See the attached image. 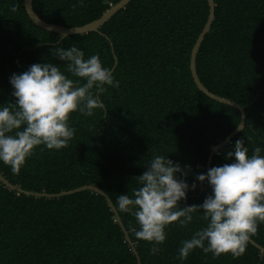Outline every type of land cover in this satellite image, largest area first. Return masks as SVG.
Returning a JSON list of instances; mask_svg holds the SVG:
<instances>
[{
  "label": "trees",
  "instance_id": "16d2710c",
  "mask_svg": "<svg viewBox=\"0 0 264 264\" xmlns=\"http://www.w3.org/2000/svg\"><path fill=\"white\" fill-rule=\"evenodd\" d=\"M120 0H32L43 21L66 28L98 19ZM24 0H0V104L15 103L9 79L37 63L51 62L54 47L76 46L99 55L114 67L119 88L107 87L100 99L107 111L91 117L76 112L75 129L66 148L41 151L27 159L18 173L0 163V174L23 191L58 194L82 186L100 189L115 207L140 264H264V255L250 243L239 258H213L194 250L181 261L178 249L205 223L200 214L186 228H166L158 254L138 240L135 218L116 206L119 195L139 187L137 177L155 155H168L183 169L186 182L197 185L181 202L200 205L211 194L196 180L206 173L210 149L239 124L240 113L200 93L190 74L191 49L208 15L205 0H132L100 29V33L61 39L43 31L27 17ZM214 21L195 60L197 77L211 93L242 106L243 130L214 154L222 166L232 144L243 139L249 154L264 148V0H213ZM59 41V43H57ZM110 43L112 44L113 54ZM75 79V78H73ZM43 147V146H41ZM264 154V153H262ZM253 242L264 248V224ZM0 264H137L104 198L82 191L60 198H35L0 184Z\"/></svg>",
  "mask_w": 264,
  "mask_h": 264
},
{
  "label": "clouds",
  "instance_id": "9594fccd",
  "mask_svg": "<svg viewBox=\"0 0 264 264\" xmlns=\"http://www.w3.org/2000/svg\"><path fill=\"white\" fill-rule=\"evenodd\" d=\"M51 54L63 62L65 70L45 62L13 74L9 83L15 103L0 104V163L13 173L19 172L37 148H66L75 133L69 123L71 114L91 117L96 111L106 112L100 96L107 87L120 86L112 69L102 65L99 55L85 59L84 52L76 46L54 47ZM262 153L264 148L257 146L249 154L244 140H236L225 155L229 163L196 175V180L206 184L211 194L200 205L184 207L181 202L197 187L186 182L190 166L182 169L168 155H155L145 165L146 171L137 177L139 187L131 196L119 195L116 206L135 218V237L150 243L152 254L162 251L160 245L166 241L167 227L175 224L186 228L193 222L194 214L199 213L205 226L182 241L177 258L183 261L196 249L213 258H239L259 225L264 224Z\"/></svg>",
  "mask_w": 264,
  "mask_h": 264
},
{
  "label": "water",
  "instance_id": "95a60500",
  "mask_svg": "<svg viewBox=\"0 0 264 264\" xmlns=\"http://www.w3.org/2000/svg\"><path fill=\"white\" fill-rule=\"evenodd\" d=\"M130 1H132V0H120L116 4L110 6L109 9L107 11H105L98 19H96L90 23H87L83 26L71 27V28H66V27H62V26L55 25V24H50V23L43 21L33 11L32 0H24L23 6H24V10H25L27 17L29 18V20L31 21V23L33 25L42 29L43 31L58 34L61 37V39H63V38H66L68 36H73V35H84V34H88V33H100V29L102 28V26L104 24H106L119 11H121L123 8H125L129 4ZM205 1L207 2V6H208V15H207L206 22H205L201 32L199 33V35H198V37H197V39H196V41H195V43L191 49V52H190V59H189L190 74H191L192 80H193L197 90L200 93L205 95L210 100H213L217 103L232 107L233 109L237 110L240 113V121H239V124L236 127V129L233 130L221 143L213 146L210 149V152H209L208 157H207V163H206V173H207L208 169L211 168V162H212V158H213L214 154L217 153L223 147L228 146L230 144L231 139L243 130L244 121H245V112H244V108L242 106L234 103L233 101H231L229 99L219 97V96L209 92L201 84V82L199 81V79L197 77V73H196V69H195L196 55L199 51L201 43L204 40V37L210 31L211 25L214 21V2H213V0H205ZM110 47H111V51L113 54V48H112L111 43H110ZM113 56H114V54H113ZM114 61H115V63H114V67L112 68V71L114 70V68L116 66L115 56H114ZM213 148H215L216 151H213ZM0 184L2 186L6 187L10 191H16V192L22 193L25 196H31V197H35V198H48V199L60 198V197L72 195V194H75L78 192H82V191H91L93 193H96V194L102 196L104 198L105 202L107 203L108 207L110 208V211L113 213L115 220H116L119 228L121 229V231L123 233L125 241L128 243L132 254L136 258L137 264H140L138 254L134 248L133 243L130 241V239L128 237V233L125 230L123 223H122L115 207L111 203L110 199L97 187H95V186H82V187H79V188H76V189H73V190H70L67 192H60L58 194L34 193V192L23 191L20 188L11 185L7 180H5L2 177L1 174H0ZM249 243L259 251L260 258H262L264 255V248L257 245L252 240H250Z\"/></svg>",
  "mask_w": 264,
  "mask_h": 264
}]
</instances>
